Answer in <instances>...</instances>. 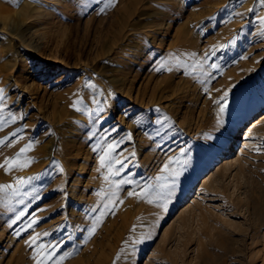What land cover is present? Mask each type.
<instances>
[{"label":"rangeland","instance_id":"1","mask_svg":"<svg viewBox=\"0 0 264 264\" xmlns=\"http://www.w3.org/2000/svg\"><path fill=\"white\" fill-rule=\"evenodd\" d=\"M2 1L52 11L18 27L41 28L45 55L63 62L38 64L0 18V49L20 47L37 89L33 102L0 87V121L16 128L0 135V165L3 147L35 132L27 166L0 179V264H37L52 245L47 264H264V130L248 129L264 107V3L247 13L242 0ZM227 141L220 164L233 166L209 182ZM67 160L85 171L65 175ZM36 233H48L43 251Z\"/></svg>","mask_w":264,"mask_h":264},{"label":"bare ground","instance_id":"2","mask_svg":"<svg viewBox=\"0 0 264 264\" xmlns=\"http://www.w3.org/2000/svg\"><path fill=\"white\" fill-rule=\"evenodd\" d=\"M243 2H244V9L246 10L245 12H247V13H249V11L251 10V8H252V6H254L255 7V9H258L259 8V2H260V0H257V2L255 3V0H242ZM232 2V1H231ZM234 2H236V1H234ZM9 3H11V1L9 2V1H2V0H0V18L4 21V23L5 24H8L9 22V19L11 20V19H13L14 20V22L16 23V26H14L13 27V30H15V33H16V38L18 39V41H19V45L24 49V50H26V52L28 51V53H30V54H32V55H35V56H37L38 57V59H39V61L40 62H38V64H42L45 60H50V61H52V63H54L53 65H51V67H54V68H57L58 67V64L57 63H62L61 61H60V59L57 57V56H48V55H45V51L46 50H43L41 47H40V44H39V40L38 39H40L41 37H42V35H45L44 34V32H42L40 29H39V27L37 28V29H35V27H34V29H35V31L34 30H32V32H24V31H20L21 29L18 27L19 25H18V23L20 22L19 21V19H22V20H28V21H35V20H37V21H39V20H41L42 22L43 21H45V20H47V19H50L51 17H52V11H51V13H49L48 11H43V10H41L40 8H35V7H33V6H31L29 3H27L24 7H23V9L22 10H15V9H13V7H11L10 5H9ZM17 4V3H16ZM47 4V3H46ZM235 4V3H234ZM49 5V4H48ZM51 5V4H50ZM224 4H222V6H223ZM228 7H225V8H222V9H219L220 11H219V14H223V13H227V11L228 10H230V9H228L229 8V5H227ZM230 8L232 9V8H234L233 6H230ZM47 9V8H46ZM48 10H50L49 8H48ZM135 10V9H134ZM233 10V9H232ZM13 12H15V14L13 13ZM155 12H161V11H159V10H156ZM230 12V11H229ZM234 12V11H233ZM54 16V15H53ZM221 16V15H220ZM54 22V21H53ZM56 22H57V20H56ZM22 23V22H21ZM58 23V22H57ZM31 24V23H30ZM33 24V23H32ZM11 25V24H10ZM29 25V24H28ZM63 25V24H62ZM25 26V25H24ZM29 26H31V25H29ZM59 26H61V25H59ZM58 26V27H59ZM64 26V25H63ZM66 26V25H65ZM9 27V26H8ZM61 28V27H60ZM23 29V28H22ZM28 29V28H27ZM32 29V28H31ZM30 29V30H31ZM62 29V28H61ZM154 29V28H153ZM156 29V28H155ZM154 29V30H155ZM17 30H19V31H17ZM24 30H25V28H24ZM17 31V32H16ZM27 31V30H26ZM59 31H61V30H59ZM12 33V32H11ZM14 34V33H13ZM37 35L39 36V38L37 37ZM116 35V34H115ZM122 35V34H121ZM127 35V34H126ZM122 36H125V35H122ZM117 37V36H116ZM126 37V36H125ZM11 39V38H10ZM128 39V38H127ZM14 40V39H13ZM115 40V39H114ZM113 40V41H114ZM112 41V42H113ZM119 41H121V42H123V40H120L119 39ZM135 41V40H134ZM7 42V41H6ZM11 42H13V41H11ZM10 42V43H11ZM115 42V41H114ZM118 42V41H117ZM121 42H120V44H121ZM18 44V43H17ZM113 44H115L116 45V43H113ZM128 44V43H127ZM137 44V43H136ZM0 46H1V44H0ZM48 46V45H47ZM131 47V46H130ZM134 47V46H133ZM136 47V46H135ZM134 50V49H133ZM137 50V49H136ZM136 50H134V52L136 51ZM133 52V51H132ZM19 53H21V50H20V47H16V45L15 44H7V45H4L1 49H0V87H2V85L4 84V83H8V87L10 88V86H14V88L16 87V90L18 91V93H19V95H20V97L22 98L24 95H25V92L27 93V94H30V96H31V99H32V101L34 102V101H36L37 100V89L36 90H34V83H29V78H33L34 79V76H29V75H27L29 72L25 69V68H23L24 66L22 65L21 66V60H23V58L20 60L17 56V54H19ZM11 55V56H10ZM51 55V54H50ZM10 56V57H9ZM23 56V55H22ZM26 56V55H25ZM27 57V56H26ZM28 58V57H27ZM37 59V60H38ZM25 63V62H24ZM44 63H46V62H44ZM26 64V63H25ZM24 64V65H25ZM64 64V63H63ZM67 64V63H66ZM27 65V64H26ZM31 68V67H30ZM42 68V67H41ZM62 68V67H61ZM58 69V68H57ZM107 70H111V71H113L114 70V68H113V70H112V68H109V69H107ZM33 75V74H32ZM34 75H36L35 73H34ZM27 77L26 79H24V81H23V78L24 77ZM117 78V77H116ZM116 78H114L113 77V81H115V82H120L121 80L123 81L124 80V78L123 77H119L118 79H116ZM114 82V83H115ZM124 82V81H123ZM122 84V83H121ZM124 84H125V82H124ZM123 84V85H124ZM120 85V84H119ZM118 85V86H119ZM122 85V86H123ZM121 86V85H120ZM121 86V87H122ZM13 88V89H14ZM0 89H2V88H0ZM7 89V88H6ZM7 92H9V91H7ZM5 93H6V91H5ZM4 95V94H3ZM12 97H14V96H12ZM21 98H19V99H17V105H19L20 103H19V100L21 99ZM8 101V100H7ZM10 102V101H9ZM15 102V101H14ZM1 103V102H0ZM28 104V103H27ZM1 105H3V104H1ZM0 105V106H1ZM10 105V104H9ZM21 105V104H20ZM29 105V104H28ZM31 105V104H30ZM49 105V104H48ZM4 106H5V104H4ZM46 106V105H45ZM47 107V106H46ZM1 108V107H0ZM3 108V107H2ZM2 108H1V112H2ZM23 108V107H22ZM258 108V107H257ZM10 109V108H9ZM13 109V108H12ZM43 109H45L44 108V106H42L41 105V108H40V111H45V110H43ZM46 109H48V108H46ZM15 110V109H14ZM21 110V109H20ZM19 110V111H20ZM259 110H263L262 111V113H260L259 115H257L254 119H252L251 121H250V123H249V125H250V127H248V129L249 130H252V131H258L259 129H261V130H264V107H262L261 109H257L256 111H254L255 113V115H256V113L257 112H259ZM5 111H6V109H5ZM16 111V110H15ZM27 111V110H26ZM14 112V111H13ZM47 112H48V110H47ZM10 113H12V112H10ZM16 113V112H15ZM46 113V112H45ZM3 115H5V114H3V113H1L0 114V117H2ZM254 116V115H253ZM61 119V118H60ZM3 120V119H2ZM14 123V122H13ZM9 125V124H8ZM18 125H19V123H18ZM64 125H70V123H68V124H61V125H59L58 126V128L61 130V131H63L64 130V128H65V126ZM72 125V124H71ZM70 125V126H71ZM10 126H12V125H10ZM73 126V125H72ZM74 127H76V126H74ZM8 129V127L6 126V124H5V126L2 128V129H0V135L1 136H3V138L5 139L6 137H8L10 134H12L15 130H16V128H14V127H11V128H9L10 130H7ZM18 129V128H17ZM69 133H68V140L69 141H71V142H73V144L75 145V141H76V138H75V136L77 135V131H75V128L74 129H68L67 130ZM33 132V131H32ZM30 132L29 134H28V136L25 138V142H22L19 146H17L15 149H12V145H10V144H12V143H10L9 142V144H8V146H5V147H3V149L5 150V151H7V156L5 155L4 157H3V166H1L0 167V179L2 178V176H6V175H8L10 172H12V171H16V170H19V169H22L23 167H13V168H11V170H9V166L8 165H6L5 164V161L6 160H8L7 158L8 157H11V156H14L15 158H16V160H17V162L18 163H21V164H24V162L21 160V157H19V158H17V153H19L20 152V150L22 149V148H25L28 144H30L31 143V138H32V136H33V133H35V132ZM247 133V132H246ZM248 134V133H247ZM251 137V136H250ZM15 138V137H14ZM244 138V137H243ZM11 139V138H10ZM246 139V138H245ZM50 144L48 145V148H49V153H50V149H51V146H52V144H53V138L50 140V142H49ZM3 146V145H2ZM78 149V152H79V149H80V147L79 148H77ZM233 145L231 144V143H229L228 141L226 142V144L224 145V149L222 150V151H220L218 154H219V156H217V158H216V163H217V165H218V167H217V169H218V171H215V170H212L211 172H210V174H209V176L208 177H206V178H211L210 180H209V182L211 181H213V180H216L217 178H218V176H221L222 175V171L225 169V170H228L229 168H231L233 165L232 164H230V163H227V161H225L224 162V165H222V164H220L222 161H223V159L227 156V157H229V155H227V153H229V152H233ZM83 151V153H82V155H85V158H87L88 157V151H84V150H82ZM49 153H48V155H49ZM79 154H81L80 152H79ZM48 155H46V156H48ZM13 158V157H12ZM217 159H220L219 161L217 160ZM5 160V161H4ZM236 162V161H235ZM234 162V163H235ZM67 166L66 167H64L63 169H64V174L66 175V172H67V169H68V175L70 174V173H72L73 171H74V169H78L77 171H79V174H82L84 171H85V169H86V163H82V164H76V165H74L75 164V162H74V160H67ZM222 165V166H221ZM25 168V167H24ZM23 168V169H24ZM22 169V170H23ZM224 170V171H225ZM227 172V171H226ZM78 174V175H79ZM223 174H224V172H223ZM225 174H227V173H225ZM212 176H213V178H212ZM215 177H217V178H215ZM225 177V176H224ZM213 179V180H212ZM221 179H222V177H221ZM79 181V176H76L75 177V179H74V181H73V183H72V185H70L71 186V188H70V190H71V198L72 199H76L77 198V200L79 199V201H82V200H84V197L81 195V194H78V191L77 190H79L78 189V187H77V185H76V183ZM222 181V180H221ZM221 181H220V183H221ZM219 182V181H218ZM216 184V183H215ZM219 184V183H218ZM218 184H217V186H218ZM222 184V183H221ZM220 184V185H221ZM213 185V184H212ZM216 186V185H215ZM214 187V186H213ZM191 192H193V191H191ZM187 198H189V195L188 196H186V197H184L183 199H182V201H181V203H184L183 205H185L186 204V200H187ZM189 200V199H188ZM187 200V201H188ZM183 207H185V206H183ZM74 213H72V215H73ZM16 218V217H15ZM1 220V219H0ZM5 223V222H4ZM1 224V223H0ZM11 226V225H10ZM2 227V226H1ZM6 227V226H5ZM7 228H9L8 226H7ZM4 230V229H3ZM3 233H4V231H3ZM1 234H2V232H1Z\"/></svg>","mask_w":264,"mask_h":264},{"label":"snow or ice","instance_id":"3","mask_svg":"<svg viewBox=\"0 0 264 264\" xmlns=\"http://www.w3.org/2000/svg\"><path fill=\"white\" fill-rule=\"evenodd\" d=\"M261 3H264V0H261ZM262 20H264V18H261ZM171 70V69H169ZM3 96V90L0 89V97ZM224 96L226 97L227 96V92L224 93ZM220 111L223 112L224 111V107L222 106L220 108ZM13 122L15 120V117H12L10 118ZM8 121H0V129H2L5 124L7 123ZM15 135V133L13 134ZM0 143H3V141H0ZM32 144H28L25 148H22L20 150L19 153H17V158L23 156L28 150H30L32 148ZM31 161H28V163H30ZM105 162L104 160V157H101V164L103 165ZM116 163H119L121 164V166L123 165V162L120 161V160H117ZM5 164L9 166V170H11V168L13 167H26L27 166V163H24V164H21V163H18L17 160L14 158L11 160V162H9L8 160L5 161ZM0 166H3V165H0ZM165 170L168 169V164H165L164 166ZM124 182H127V181H124ZM0 187H7V186H0ZM151 186L149 185H145L144 188L141 190L140 193H136V192H129L128 195H140L141 197L143 196H146L148 194V189L150 188ZM33 226L32 223H29L28 227L31 228ZM94 231V229H93ZM42 235H48V233H36L32 238H31V244L33 245H37L38 244V247L41 251H43L44 249L48 248V245L40 242V237ZM39 242V243H38ZM58 245H52L51 248L43 255V257L39 260H37V264H47V261L48 260H51L52 259V256H53V252L55 250V248L57 247ZM67 255V254H65ZM64 259V256H61L59 258V260H63ZM56 264H59V261H56Z\"/></svg>","mask_w":264,"mask_h":264}]
</instances>
